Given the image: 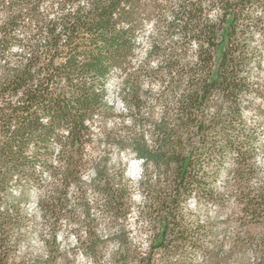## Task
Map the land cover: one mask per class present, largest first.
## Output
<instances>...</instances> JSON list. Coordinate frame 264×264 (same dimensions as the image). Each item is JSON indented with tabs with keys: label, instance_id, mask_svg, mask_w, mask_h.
<instances>
[{
	"label": "trees",
	"instance_id": "obj_1",
	"mask_svg": "<svg viewBox=\"0 0 264 264\" xmlns=\"http://www.w3.org/2000/svg\"><path fill=\"white\" fill-rule=\"evenodd\" d=\"M216 9L219 14L212 17ZM256 10L260 17L254 16ZM166 13L182 20L177 29L165 22ZM149 22L165 27L168 35L180 34L164 54L169 78L163 83L164 109L153 141L139 136L132 142L145 167L151 164L154 171L142 172L144 200L137 206L140 220L153 232L152 252L127 250L129 238L121 235L115 261L160 264L153 251L163 262L178 253L181 248L175 246L168 254L166 241L186 242L182 208L191 199L224 203L214 184L231 158L226 189L236 208L230 218L238 230L234 246H252V264H264V171L258 162L264 154V124L246 119L251 109L264 116V85L248 77L255 35H264V0H185L178 5L170 0H0V202L13 188L41 184L42 173H48L58 184L43 205L53 220L50 245L55 249L66 194L79 184L81 160L93 136L92 119L108 113L104 82L116 68L128 71L137 34ZM161 39L153 41L150 57L161 52ZM190 46L195 53L189 63ZM127 97L137 116L144 105L138 82ZM251 97L261 104L253 106ZM53 158L59 167L51 164ZM97 177L105 180L101 172ZM102 184L104 212L126 222L132 212L128 193ZM8 215L0 209V264H17L9 253ZM88 240L91 249L100 244L91 232ZM230 257H211V263L229 264ZM54 260L52 253L48 263Z\"/></svg>",
	"mask_w": 264,
	"mask_h": 264
},
{
	"label": "rangeland",
	"instance_id": "obj_2",
	"mask_svg": "<svg viewBox=\"0 0 264 264\" xmlns=\"http://www.w3.org/2000/svg\"><path fill=\"white\" fill-rule=\"evenodd\" d=\"M183 1L185 0H170L173 5ZM218 14L216 9L211 16ZM254 16L260 17L261 11L256 10ZM163 19L165 22L175 23L176 29L182 21L171 13H166ZM159 37H162L161 52L150 57L152 43ZM179 39L177 30L168 35L165 27L157 29L153 22L145 24L137 34L136 52L127 66L128 71L116 68L105 80L104 101L108 113H99L92 119L93 136L81 160L83 169L79 175V184L71 185L66 194L64 213L55 229V249L50 245L54 234L51 229L53 220L45 212L43 205L53 196L58 184L48 173H42L41 184H24L23 187L13 188L0 202L1 211L9 213L5 230L9 233L8 239L12 245L9 253L17 264H117L115 259L120 253L118 239L121 235L129 238L127 250L152 252L149 241L153 232L140 220L137 206L144 200L139 186L142 172L147 170L154 175V171L151 164L145 167L143 159L133 150L132 142L139 136H143L148 144L153 141L154 126L160 121L164 109V100L160 99L164 92L163 83L169 78L165 52ZM263 45L264 35L257 31L253 41V48L257 50L254 51L255 55L248 69V77L253 84L264 85ZM190 47V58L186 61L189 63L194 62L195 53L194 46ZM217 57L219 58V53ZM135 81L138 82L144 100L143 108L137 116L127 97L129 88ZM250 101L253 106L261 104L257 97H251ZM246 119L250 124H264V116L257 115L252 109L247 110ZM261 142L264 143V135L261 136ZM135 160H139L141 165H136ZM258 162L264 171V154L259 157ZM51 164L59 167L61 162L58 158H53ZM231 168L230 158L214 184L215 190L224 200L223 204H200L191 199L182 208L183 226L188 230L186 242L180 245L174 237H168L166 243L171 246L167 249L168 254H171L175 246L181 250L173 253L170 259H165V262L157 251H153L160 264H212L215 256L216 260L229 255V264L254 262L252 246L242 249L234 246L238 230L236 222L230 221V218L236 208L231 190L226 189V185L231 182ZM98 172L104 174L105 180H98ZM104 181L115 189L123 188L128 193L130 198L127 203L131 205L132 212L126 222H115L104 212L106 201L99 193ZM260 231L254 229L255 233ZM90 232L100 242L95 250L88 246ZM201 247L205 252L199 249ZM52 253L55 260L48 263Z\"/></svg>",
	"mask_w": 264,
	"mask_h": 264
},
{
	"label": "bare ground",
	"instance_id": "obj_3",
	"mask_svg": "<svg viewBox=\"0 0 264 264\" xmlns=\"http://www.w3.org/2000/svg\"><path fill=\"white\" fill-rule=\"evenodd\" d=\"M144 161L142 160V163H143ZM136 165H138V166H140L141 165V163H140V161L139 160H135V162H134Z\"/></svg>",
	"mask_w": 264,
	"mask_h": 264
}]
</instances>
